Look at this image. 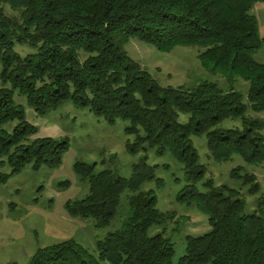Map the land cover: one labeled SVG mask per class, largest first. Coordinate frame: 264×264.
<instances>
[{
  "label": "trees",
  "instance_id": "trees-1",
  "mask_svg": "<svg viewBox=\"0 0 264 264\" xmlns=\"http://www.w3.org/2000/svg\"><path fill=\"white\" fill-rule=\"evenodd\" d=\"M261 2L0 0V157L15 174L28 164L35 169L57 166L68 149L67 143L49 138L29 141L35 128L14 104V92L39 115L69 101L108 124L127 122L124 133L134 136L127 151L133 155L147 146L157 155L170 153L183 165L188 183L176 201L207 217L209 232L187 237L185 254L177 264H264V218L243 215V199L235 189L208 181L206 192L196 190L204 170L190 141L191 135L204 136L210 156L219 163L235 156L248 165L264 161L262 124L246 116L248 108L264 112V64L252 58L264 44L251 14L253 5ZM5 7L18 17L8 16ZM130 39L163 53L199 47L202 68L249 83L247 104L241 93L223 92L213 83L201 82L192 90L161 86L125 52ZM14 43L34 46L36 52L20 57ZM180 114L188 116L185 124L179 123ZM226 119H239L241 129L218 128ZM13 122L16 126L8 131ZM142 163L133 167L129 179L110 171L95 175L94 166L76 163L74 171L88 182L89 194L67 203L68 213L91 218L96 228L106 227L117 213L121 195L128 192L130 217L119 231L95 243V256L67 240L38 249L28 264H171V243L162 235H147L168 215L155 208L150 192L139 191L146 182L162 186L152 168ZM242 172L236 167L230 177L256 193L254 175Z\"/></svg>",
  "mask_w": 264,
  "mask_h": 264
},
{
  "label": "rangeland",
  "instance_id": "rangeland-1",
  "mask_svg": "<svg viewBox=\"0 0 264 264\" xmlns=\"http://www.w3.org/2000/svg\"><path fill=\"white\" fill-rule=\"evenodd\" d=\"M4 9L8 16L18 17L17 12L8 7ZM251 14L256 20L257 37L262 40L264 2L255 3ZM124 49L163 87L192 90L201 82L213 83L223 92L233 90L241 93L247 104L249 83L236 76L202 68L198 59L199 47L181 46L163 53L137 39H130ZM14 51L24 57L35 53L36 48L14 43ZM252 58L264 64V44L252 54ZM13 101L22 108L25 122L35 128L29 141L49 138L57 143H67L68 149L57 166L42 165L35 169L28 164L15 174L0 157V162L3 161L0 163V264H28L38 249L67 240H74L95 256V243L122 228L131 213V194L128 192L121 195L117 213L106 227L96 228L91 218L73 217L68 213L67 203L82 200L89 194L88 182L74 171L76 163L94 166L95 175L110 171L124 179L132 176L133 167L138 163L143 162L152 168L154 177L161 180L162 186L157 187L155 181L146 182L139 191L150 192L156 198L155 208L167 214L168 218L161 224L153 225L147 235H162L171 243L174 249L171 264H177L185 254L187 237L209 232L207 217L203 213L194 206H185L176 201L177 194L188 184L183 165L170 153L157 155L154 149L147 146L136 154H130L127 144L134 141V136L124 133L127 122L118 119L114 124H108L88 108L76 107L69 101L42 115L29 107L25 98L17 92L13 94ZM246 116L261 122L259 133L264 143V112L255 113L248 108ZM178 120L185 124L188 116L180 114ZM15 126V122L9 123L7 130L11 131ZM217 127L241 129L242 125L239 119H226ZM190 141L204 170V176L195 184L196 190L206 192L204 185L208 181L214 186L235 189L243 199V215L254 214L264 218V161L258 165H248L235 156L228 162L219 163L210 156L204 136L191 135ZM236 167H242L243 172L254 175L258 184L256 193H249L248 186L230 177L231 170Z\"/></svg>",
  "mask_w": 264,
  "mask_h": 264
}]
</instances>
